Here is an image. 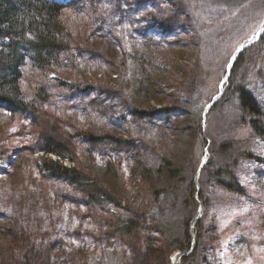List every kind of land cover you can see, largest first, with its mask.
Masks as SVG:
<instances>
[{
    "label": "rangeland",
    "instance_id": "374dc122",
    "mask_svg": "<svg viewBox=\"0 0 264 264\" xmlns=\"http://www.w3.org/2000/svg\"><path fill=\"white\" fill-rule=\"evenodd\" d=\"M182 1L188 3L193 21L187 30L164 34L144 20L150 5L123 20L116 16L113 22L108 19L112 10L105 6L91 19L88 2L65 12L70 53L40 73L31 72L22 84L32 92L53 79L59 86L50 90L55 96L73 84L90 87V93L66 102L60 97L36 102L52 117L35 126L26 122L31 126L22 129L23 135L18 120L0 112V161L8 147L17 157L14 165L19 164L15 151L40 146L43 126L55 123L61 134L77 139L76 160L65 159V166L79 168L120 204L94 208L62 181L46 178L40 168L41 149L12 171L0 164V264H181L186 223L191 224L189 250L200 237L193 264H264V142L255 151L260 159L240 161L235 167L245 195L223 191L214 186L212 172L235 157L227 150L218 154L216 145L237 134L227 120L236 108L226 105L205 114L206 107L221 98V85L237 52L259 41L264 9L252 6L256 0ZM189 32L199 35L196 46L176 42L191 37ZM186 79H193L195 89L184 104L176 96ZM234 83L252 92L264 110V41L246 56ZM103 90L113 96L104 100ZM92 98L104 103L89 108L86 103ZM171 108L176 110L168 120L138 121L133 115ZM204 123L199 137L198 127ZM89 135L141 138L148 146L144 158L163 176L150 180L136 157L84 145ZM202 139L211 152L201 168L207 148ZM193 176L201 192L198 201L191 198ZM120 217L134 218L141 227L118 241L112 224Z\"/></svg>",
    "mask_w": 264,
    "mask_h": 264
},
{
    "label": "trees",
    "instance_id": "16d2710c",
    "mask_svg": "<svg viewBox=\"0 0 264 264\" xmlns=\"http://www.w3.org/2000/svg\"><path fill=\"white\" fill-rule=\"evenodd\" d=\"M64 1L0 0V112L9 113L15 120H18V124L22 125L19 130L22 135L24 134V130L22 129L31 126L27 125L28 123L35 126L48 116L49 118L52 117L46 111L43 113L40 108L41 106L36 104V102H39V104L49 103L54 97L55 99L60 97L61 101L66 102L71 97H75L80 93H90V87L82 88L73 84L69 89H66L67 92L62 91L55 96L50 93V90L56 89L58 86V83L53 79L41 82V87L37 89L34 87L32 92L25 89L22 84L24 78L31 72L32 74L34 72L40 73L48 67L50 68L53 63H58L64 54L70 53L69 50L72 49L68 41L70 36L66 34L65 22L63 20L66 11L75 10L80 3L82 7H85L86 2H88L90 6H88L89 17L91 19H95L94 12L96 13L99 8L105 6L112 10V13L108 15V19L113 22L116 16L120 20H123L126 17H130L135 10L140 11L150 5L151 12L144 17V20H151V27L159 26L163 34L185 30L193 21V15L188 8V3L185 4L182 0H166L167 4L165 0H66V4H63ZM209 1L206 0L205 2ZM252 6L264 9V0H256ZM115 26L116 24L113 27ZM189 33L188 35L191 37L186 40L183 37L178 38L176 42L179 44L184 42L188 46H196L200 42L199 35L195 32ZM263 41L264 31L260 33L257 43L246 47L236 55L235 63L229 71L228 81L223 88V94L209 111V113H212L226 105H232L236 108V112L233 116H228L230 119L227 118V120H230L228 121L229 126L232 127L233 132L237 131V134L224 139V141L222 140L219 148L216 145L218 154H222L227 150L231 151V154L235 158H232L228 163L225 162L222 166H218L216 171L212 173L215 178L214 186L223 189V191L238 195H245V191L239 184L235 167L237 168L236 165L240 161L252 162L260 159L255 151L258 145L264 142V110L260 101L253 93L244 87L236 86L234 79L236 70L240 68L249 52L261 46ZM194 67V65H191L190 68L194 70ZM192 70L188 69V71ZM181 86L179 89L181 92L176 97L178 100L181 99V102L185 104V100H189L192 97L195 89L193 79L191 81L184 80V85ZM101 94L106 96L104 100L109 98L110 95L113 96V92L108 90H103ZM96 100L92 98L86 105L92 108L96 105L101 106L104 103L102 100ZM175 110V108L151 110L148 113L134 111L133 115L138 121L142 119L152 120L156 117L168 120L174 115ZM26 122L28 123L26 124ZM202 127L203 125L201 124L198 127L199 137H201ZM206 128H208L207 125ZM41 138L42 142L40 146L38 145L33 150L28 148L29 146L16 149L15 153L19 154L20 163L17 165L13 163L11 171L14 167L16 168L20 164H23L28 154L32 158L33 151L39 149L46 153H55L61 159L67 158L75 162L76 157L74 156H76L77 149L76 135L61 134L58 125L53 123L52 127L48 125L43 126L39 140ZM206 139L208 140L210 137H206ZM206 139H202L203 147L207 146ZM211 141L215 144L212 139ZM83 143L84 145L91 146L93 149L103 146L112 154L123 152L125 155L136 157L139 159L138 163L141 165L144 176L150 180L154 179L157 181L163 176V172L159 168L154 173L150 159L144 158L148 146L141 138L130 140L116 139L108 135H89ZM36 144L31 146H35ZM210 149L211 147H209V153L211 152ZM9 152L10 149L8 147L3 148L1 158L4 159L0 161V164H5L12 157ZM41 163L40 168L46 178L62 181L76 196L85 198L86 202L94 208L112 201L113 206H119L120 202L79 168L65 167L59 161L55 162L48 158L42 159ZM195 179L193 176L191 181L192 200L195 199L194 197L197 194ZM158 196L159 194L155 196V199ZM193 218H195V215H193ZM197 225L200 226V222ZM112 226L114 239L120 241L125 237H132V231L139 229L141 223L134 218L124 220L120 217L116 224H112ZM190 227L191 224L188 223H186V227L184 226L186 246L183 248L185 249V253L189 251L192 240ZM199 241L200 237L193 248V252L189 256L183 257L181 264H193V259L198 255V251L200 250Z\"/></svg>",
    "mask_w": 264,
    "mask_h": 264
},
{
    "label": "water",
    "instance_id": "95a60500",
    "mask_svg": "<svg viewBox=\"0 0 264 264\" xmlns=\"http://www.w3.org/2000/svg\"><path fill=\"white\" fill-rule=\"evenodd\" d=\"M211 104L207 107L206 111H205V114L207 113V111L209 110Z\"/></svg>",
    "mask_w": 264,
    "mask_h": 264
}]
</instances>
